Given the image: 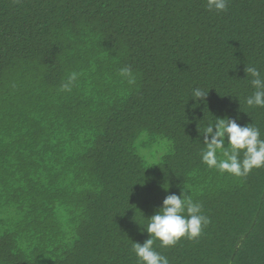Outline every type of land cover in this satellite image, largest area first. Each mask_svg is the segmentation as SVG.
<instances>
[{
    "label": "trees",
    "instance_id": "1",
    "mask_svg": "<svg viewBox=\"0 0 264 264\" xmlns=\"http://www.w3.org/2000/svg\"><path fill=\"white\" fill-rule=\"evenodd\" d=\"M248 66L264 76V0L219 13L206 0H0V264H137L132 242L181 191L210 223L157 241L169 264H264V168L236 178L200 158L215 118L264 139Z\"/></svg>",
    "mask_w": 264,
    "mask_h": 264
},
{
    "label": "clouds",
    "instance_id": "2",
    "mask_svg": "<svg viewBox=\"0 0 264 264\" xmlns=\"http://www.w3.org/2000/svg\"><path fill=\"white\" fill-rule=\"evenodd\" d=\"M206 4L208 10L219 13L226 11L228 0H206ZM245 73L251 78L250 84L255 89L250 96L245 97L246 105L249 108H264V76L256 66L246 67ZM119 74L127 78L131 75V69L125 66ZM77 76V73L69 76L68 81L62 85L64 90H71ZM207 92L199 87L194 88L191 98L203 102ZM202 128L203 148L200 158L208 168L236 178H245L253 169L264 168V139L258 127L251 123L241 126L235 119L224 117L215 118L202 125ZM209 223L210 219L203 213L202 205L194 202L190 194L181 191L179 195H166L162 206L147 218L143 226L148 238L142 244L132 242L137 264H169L168 258L157 251L154 244L158 241V247L170 248L182 238L195 240Z\"/></svg>",
    "mask_w": 264,
    "mask_h": 264
}]
</instances>
